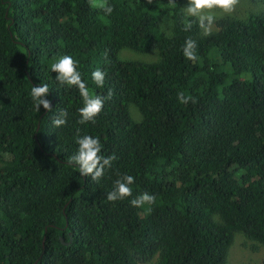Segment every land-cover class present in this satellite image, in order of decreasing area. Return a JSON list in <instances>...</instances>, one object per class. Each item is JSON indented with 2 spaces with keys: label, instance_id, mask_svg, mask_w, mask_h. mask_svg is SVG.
<instances>
[{
  "label": "trees",
  "instance_id": "obj_1",
  "mask_svg": "<svg viewBox=\"0 0 264 264\" xmlns=\"http://www.w3.org/2000/svg\"><path fill=\"white\" fill-rule=\"evenodd\" d=\"M107 3L110 15L89 0H0V264H141L155 255L157 264H226L236 231L264 248V13L226 18L204 35L197 23L184 30L183 0ZM189 37L195 63L182 52ZM123 47L159 57L122 60ZM62 55L104 97L95 122L78 123V89L51 71ZM95 69L105 72L102 87ZM44 83L51 112H37L30 96ZM178 92L196 103H180ZM61 110L67 123L55 127ZM77 129L117 157L99 181L68 164ZM122 174L135 179L132 196L107 201ZM145 191L156 196L150 214L130 203Z\"/></svg>",
  "mask_w": 264,
  "mask_h": 264
},
{
  "label": "clouds",
  "instance_id": "obj_2",
  "mask_svg": "<svg viewBox=\"0 0 264 264\" xmlns=\"http://www.w3.org/2000/svg\"><path fill=\"white\" fill-rule=\"evenodd\" d=\"M239 0H187L184 7L186 17L184 30H191L193 23H197L203 29L204 35H209L211 26L218 16L230 15L233 13ZM174 6L175 0H169ZM90 7L101 9L106 15L113 12V7L107 3V0H89ZM170 35V34H169ZM197 42L191 37L187 38L182 47L184 57L193 63L197 60ZM51 71L54 72L55 79L60 85L75 87L83 101V106L78 110L80 119L78 123L85 124L95 122V118L101 113L104 107V97L94 94L90 91L87 84L82 80L81 73L77 70V62L69 55L58 57L51 64ZM91 79L97 87H102L105 80V72L95 69L91 72ZM49 94V86L44 84L33 85L30 96L33 106L37 112L41 106L46 112L52 111V104L46 97ZM177 99L180 103H196V98L185 95L183 92L177 93ZM55 127L63 126L67 123V112L61 110L52 121ZM80 129H77L75 142L78 148L75 154L68 158L70 166H78V172L82 177H90L93 181H99L105 174V170L112 167V162L117 159L115 154L105 156L102 154V144L99 137L91 135H80ZM135 183L132 175L122 174L113 181V188L106 193V199L109 202L124 200L132 196L133 189L130 187ZM131 205L137 208H143L145 214H150L152 206L156 203V196L148 192H142L130 201Z\"/></svg>",
  "mask_w": 264,
  "mask_h": 264
},
{
  "label": "rangeland",
  "instance_id": "obj_3",
  "mask_svg": "<svg viewBox=\"0 0 264 264\" xmlns=\"http://www.w3.org/2000/svg\"><path fill=\"white\" fill-rule=\"evenodd\" d=\"M187 5V0H183V8ZM254 13H264V0H239L234 11L230 15L218 16L211 26L210 32L218 29L219 24L226 18L245 20ZM161 29L166 34H170L171 17L164 15L161 20ZM118 57L122 60H134L142 62H153L158 60L157 50L138 52L129 47H123L118 51ZM129 112L135 121L141 119V113L136 105L129 104ZM158 256L141 264H157ZM264 261V248L256 241L247 238L242 232L236 231L233 235L229 247L226 264H261Z\"/></svg>",
  "mask_w": 264,
  "mask_h": 264
}]
</instances>
